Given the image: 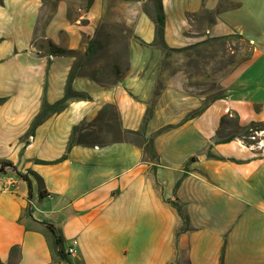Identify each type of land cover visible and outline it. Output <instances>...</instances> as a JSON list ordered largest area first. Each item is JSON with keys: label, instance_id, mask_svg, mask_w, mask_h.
<instances>
[{"label": "crops", "instance_id": "obj_1", "mask_svg": "<svg viewBox=\"0 0 264 264\" xmlns=\"http://www.w3.org/2000/svg\"><path fill=\"white\" fill-rule=\"evenodd\" d=\"M107 2L92 0L84 17L72 1L59 0L44 21L46 0H0V170L8 161L19 173L40 177L30 176V199L13 169L0 172V263L62 264L43 234L20 224L30 206L35 220L61 232L65 250L78 241L70 264H264V146L217 142L225 116L237 115L241 127L264 123V0H163L170 49L238 33L228 23L255 48L251 61L222 80L224 97L202 114L190 117L204 98L192 93L183 72L161 84L164 53L152 46L154 21L140 12L130 68L117 84L77 76L72 90L89 98L70 100L27 136L44 99L54 104L64 97L76 63L43 52L37 42L86 50ZM204 11L216 15L198 30L195 17ZM106 105L116 107L124 131L135 132L152 105L144 132L153 139L152 155L129 142L68 151L74 128L94 121ZM170 202L189 218L179 237L182 220Z\"/></svg>", "mask_w": 264, "mask_h": 264}, {"label": "rangeland", "instance_id": "obj_2", "mask_svg": "<svg viewBox=\"0 0 264 264\" xmlns=\"http://www.w3.org/2000/svg\"><path fill=\"white\" fill-rule=\"evenodd\" d=\"M58 1L46 0L48 10L47 14L44 15V21L52 14ZM70 1L74 4L76 10L78 8L82 9L81 15L87 16L89 0ZM224 5L226 6V4ZM140 12H144L147 17L152 18L155 15V0H108L102 22L90 39V42L95 41V50L92 56L89 58L85 56L88 48L76 51V63L82 65L78 76L95 79L101 85L110 87L112 86L111 81L117 80L119 77L115 76L116 65L119 74L124 75L127 72L129 45L132 40H136V37H134V24ZM215 15L216 12L209 11L198 14L195 17L198 21L197 29L203 30L204 25L213 22ZM228 24L232 30H236L238 33L242 31V29L232 26V23ZM249 34H251L250 29L246 32V35ZM208 40H211V38ZM48 42V40H40L37 45L43 52L49 53ZM232 49L237 50L235 54H233ZM246 52V46L243 41L231 39L226 45L218 42L180 53L173 52L169 56L164 55L160 65L161 84H164L163 81L172 74L183 72L189 79L192 93L197 96L202 95L204 98L203 104H205L213 97L225 93L222 88V80L230 75V71L235 66L230 63L233 60L236 63L239 62ZM160 87L162 86L159 85L156 88L157 92ZM151 111L152 105L149 114ZM232 120H235V118H232ZM88 123L84 124L83 135L86 136L89 142H96L101 145L106 137L112 138L114 136V131L107 132L101 130L98 125L89 126L90 124ZM222 129H225V136L233 132L242 134L233 126H225ZM130 138L134 139V137ZM261 139L264 140V135L261 136ZM258 141L257 139L256 142Z\"/></svg>", "mask_w": 264, "mask_h": 264}, {"label": "trees", "instance_id": "obj_3", "mask_svg": "<svg viewBox=\"0 0 264 264\" xmlns=\"http://www.w3.org/2000/svg\"><path fill=\"white\" fill-rule=\"evenodd\" d=\"M92 4V0H89L88 7H90ZM152 20L154 21L156 32H155V42L152 46H156L160 48L164 55H168L173 52H183L190 49H195L197 47L201 46H207L212 43H218L220 42L222 45H226L227 42L231 39H236L239 41H243L244 45L246 46L247 52L243 55L242 59L239 62H235L233 60L230 64L235 65L233 69L230 72H233L236 68H238L240 65L249 62L252 60L255 52L254 46L251 44V42L244 38L243 35L239 33H233L225 37L216 38L207 40L205 42H202L198 45L186 47L184 49H170L166 43H165V14H164V6H163V0H155V15L152 17ZM48 46L50 47V55L55 56H72L77 57V52L75 50H67L64 48H61L57 45H55L52 41L48 42ZM95 50V41H91L89 43V47L85 53V56L88 58L92 56L93 52ZM237 50L232 49L233 54L236 53ZM82 68V65L75 63L74 67L72 68L70 75L68 77V82L66 85L65 95L64 97L59 100L58 102L54 104H49L44 99L41 111L38 113V115L34 118L31 128L28 132L29 136H34L36 130L50 117L62 113L70 100L72 99H79V100H87L89 97L83 93H78L72 90V83L73 80L78 76V72ZM130 68V63L128 61L127 63V71ZM115 76H119L117 80L111 81L112 85L117 84V82L124 76L122 74H119L118 67L116 65L115 67ZM96 81L95 79H93ZM99 83V81H96ZM224 97L223 95H218L216 97H213L210 99V101L206 102L199 110L193 112L190 117H194L196 115L202 114L210 104L215 102L218 99H221ZM5 102V99L0 98V105H2ZM151 113L148 114L146 117V121L144 122V127L140 132L135 131H124L120 124V116L119 113L114 105H106L101 110V112L98 114L96 119L92 121L91 123L84 122L81 126L75 127L72 133V137L70 139L69 145H68V151H70L74 146L76 145H88V144H99L96 142H89L84 134V124L88 123L89 126H95L98 125L101 130H105L107 132H115L114 136L112 138L106 137L104 140V143L101 145H110L114 143H121V142H129L134 144L135 146L144 149L148 154L152 155L153 153V139H146L144 137L145 127L148 119L150 118ZM229 127L233 126L241 132L242 134L238 132H233L227 136H225V129H222L223 127ZM171 126H168L156 133V136L161 134L162 132L170 129ZM264 131V123H251L247 127H241L239 125V119L238 116H235V120H232L229 118V116H225L222 119V127L220 131L218 132V143H229L231 141H234L235 139H240L244 142L247 146H253L255 145L256 140V133H260ZM130 137H134V139H131ZM251 137H255L256 140H252ZM255 141V142H254ZM63 158H66L64 156ZM194 160V159H192ZM40 163V162H39ZM11 168L13 169L19 177H21L23 180H25L28 184L29 188V198H32L33 195V181L30 176H33L36 178V180H40V177L35 174L34 172H28V174H21L19 173L14 165L8 161L1 163V170L2 172L5 169ZM171 205L174 207V209L177 211L180 219L182 220V226L178 228L177 230V237H179L182 233L189 230V218L187 214L184 212L183 207L177 203V202H170ZM20 224H23L27 231H35L43 234L49 244L50 251L52 253L54 262L56 263H62V264H70L69 261V255L66 253V250L64 248V237L62 236L61 232L55 228L54 225L47 223V222H39L33 218L31 207L28 206L24 211L22 216L19 219ZM19 248L16 247L12 250V254L16 255L18 253ZM1 264V263H0Z\"/></svg>", "mask_w": 264, "mask_h": 264}, {"label": "built area", "instance_id": "obj_4", "mask_svg": "<svg viewBox=\"0 0 264 264\" xmlns=\"http://www.w3.org/2000/svg\"><path fill=\"white\" fill-rule=\"evenodd\" d=\"M256 138L258 137V142H256L255 145L251 146V147H254V148H262L264 146V140L261 139V136L264 135V131L260 132V133H256ZM255 137H251L252 140H256ZM257 141V140H256ZM78 246V241L77 240H74L72 242V244L67 248L66 250V253L69 255V256H75L77 251H76V247Z\"/></svg>", "mask_w": 264, "mask_h": 264}]
</instances>
